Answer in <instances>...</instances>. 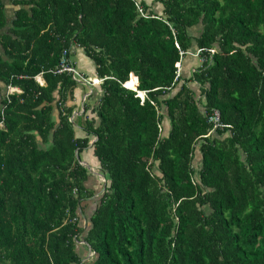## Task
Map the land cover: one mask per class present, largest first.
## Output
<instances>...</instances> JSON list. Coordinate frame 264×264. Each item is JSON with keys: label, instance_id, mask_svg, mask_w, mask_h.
Instances as JSON below:
<instances>
[{"label": "trees", "instance_id": "obj_1", "mask_svg": "<svg viewBox=\"0 0 264 264\" xmlns=\"http://www.w3.org/2000/svg\"><path fill=\"white\" fill-rule=\"evenodd\" d=\"M152 2L0 1V264H264V0Z\"/></svg>", "mask_w": 264, "mask_h": 264}, {"label": "rangeland", "instance_id": "obj_2", "mask_svg": "<svg viewBox=\"0 0 264 264\" xmlns=\"http://www.w3.org/2000/svg\"><path fill=\"white\" fill-rule=\"evenodd\" d=\"M147 2H151L152 3V7L157 10L158 12L161 10V5L156 3V2H152V0H147ZM71 60H72V64H74L75 68L82 73L85 77H87L89 80H92L91 77L93 75L94 72H92L91 70L94 69V63L93 61L87 57L83 50L81 48L78 47H74L73 48V52L71 54ZM194 57H189L187 58V60L190 63L195 64L196 60L192 59ZM199 62H201L199 60ZM93 86H90L86 81H82V82H77L76 87H75V92L78 94L79 97H81L82 95H84L85 93L89 92L90 89H92ZM75 93V96H77V94ZM86 96V95H84ZM83 96V97H84ZM165 126H168L167 121L164 122ZM78 133H80L79 131H77ZM85 134V133H83ZM199 157V155H197V158ZM90 159V157L88 158ZM92 161V160H90ZM86 165V163H84ZM88 164V163H87ZM90 169L91 172L93 174H90V181H88V185L90 187H94L97 189H100V187L102 186V184L104 183V178L103 176H101L97 170V165L93 166V163H91ZM100 186V187H99ZM93 208V202L90 203L88 206H85V211L87 213H90L92 211ZM82 222V221H81ZM92 258V253L91 252H83L82 254V261L84 264H88L87 261L90 260Z\"/></svg>", "mask_w": 264, "mask_h": 264}, {"label": "crops", "instance_id": "obj_3", "mask_svg": "<svg viewBox=\"0 0 264 264\" xmlns=\"http://www.w3.org/2000/svg\"><path fill=\"white\" fill-rule=\"evenodd\" d=\"M5 7V12H6V17H7V24H9L11 22V20H13L14 15H15V11L17 10L18 6L16 4H14V0H0ZM2 32V31H1ZM93 73V75L89 78H91L93 81L96 80L97 75L95 72V66L94 69L91 70ZM88 79V78H87ZM89 80V79H88ZM43 82V80H42ZM13 90V88H9L8 86L6 87L4 84H2L0 82V94H6V93H10ZM14 91H19V89L14 88ZM94 91V89H90L89 92L85 93L84 95H82L81 97L78 96V94L75 92V88L73 89V93H72V97H69L67 99V105L70 106H74V113H73V117L75 115L78 116L79 114H81L84 111V104L85 102L90 104L91 107L94 106L96 104V100L97 98L95 97V95H91V93ZM75 93L77 94V96H75ZM91 95V96H89ZM84 96V97H83ZM87 114H92L90 112V109H88ZM72 117V118H73ZM74 117V119H75ZM78 128V127H76ZM90 157V159H88ZM92 160V161H90ZM83 162L84 163H93V166H95L97 164L96 159L89 153H87L86 155L83 156ZM81 250V247H80ZM84 251H81V253L83 254Z\"/></svg>", "mask_w": 264, "mask_h": 264}, {"label": "built area", "instance_id": "obj_4", "mask_svg": "<svg viewBox=\"0 0 264 264\" xmlns=\"http://www.w3.org/2000/svg\"><path fill=\"white\" fill-rule=\"evenodd\" d=\"M54 72L55 73L66 72V73L70 74L72 76V78H74V79L85 80L84 76L80 72H78L76 70V68L74 67V65L72 64V61H71L70 56L68 55V52L66 49H64L63 52L61 53L59 63L55 67ZM216 119H217V117H216Z\"/></svg>", "mask_w": 264, "mask_h": 264}, {"label": "clouds", "instance_id": "obj_5", "mask_svg": "<svg viewBox=\"0 0 264 264\" xmlns=\"http://www.w3.org/2000/svg\"><path fill=\"white\" fill-rule=\"evenodd\" d=\"M70 59H71V57H70ZM72 61V60H71ZM74 65V64H73ZM177 65H179V64H177ZM75 67V66H74ZM77 70V69H76ZM78 71V70H77ZM79 72V71H78ZM82 74V73H81ZM83 75V74H82ZM84 76V75H83ZM72 77V76H71ZM36 78H37V81L38 82H40L41 84L43 83L42 82V78H41V76L40 75H38V76H36ZM84 78H85V80H82V79H74L76 82H82V81H86L90 86H93V84H98V83H100L102 80H103V78H98V77H96L97 79L96 80H88L87 79V77H85L84 76ZM9 88H13V90L11 91V92H13L14 91V88H16V87H11V86H8ZM130 88V87H129ZM18 89V88H17ZM20 91V90H19ZM19 91H17V92H19ZM10 92V93H11ZM140 96L142 97L143 95H142V93L140 92ZM217 118H218V116H217ZM102 176V175H101Z\"/></svg>", "mask_w": 264, "mask_h": 264}, {"label": "water", "instance_id": "obj_6", "mask_svg": "<svg viewBox=\"0 0 264 264\" xmlns=\"http://www.w3.org/2000/svg\"><path fill=\"white\" fill-rule=\"evenodd\" d=\"M131 75H133V73L130 74V77H131ZM135 78H136V84H135V88H133V89H137V86H138L137 76H135ZM124 85H126V83ZM127 87H130V86H127ZM130 88H132V87H130Z\"/></svg>", "mask_w": 264, "mask_h": 264}]
</instances>
